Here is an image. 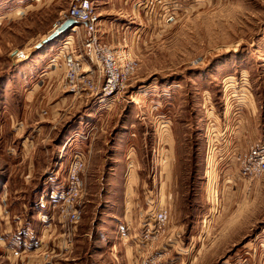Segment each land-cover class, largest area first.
<instances>
[{"label":"rangeland","instance_id":"1","mask_svg":"<svg viewBox=\"0 0 264 264\" xmlns=\"http://www.w3.org/2000/svg\"><path fill=\"white\" fill-rule=\"evenodd\" d=\"M91 1L99 36L108 19L126 31L101 42L137 63L116 96L65 85V43L95 69L79 24L33 51L72 0H0V264H264V173L239 175L264 139V0Z\"/></svg>","mask_w":264,"mask_h":264},{"label":"built area","instance_id":"2","mask_svg":"<svg viewBox=\"0 0 264 264\" xmlns=\"http://www.w3.org/2000/svg\"><path fill=\"white\" fill-rule=\"evenodd\" d=\"M74 20L84 28L86 38L81 40V50L89 52L95 62V69H83V59L65 43L59 50L58 57L64 68L65 85L76 90L83 86L87 92L100 98L116 96L130 79L136 69L137 63L126 50L113 49L107 43H102L98 31V16L91 0H72L70 8L63 14L52 30L56 31L66 20ZM74 29L71 28L70 30ZM51 32V33H52ZM85 166L82 156H76L68 167L67 185L60 193L65 214L70 221L77 223L80 212L74 207V202L79 196L81 174ZM240 177L254 179L264 173V139L249 147L240 160ZM217 188L212 187L211 197L218 199ZM170 218L167 208L160 207L153 213V220L147 222L142 228L145 243L155 240ZM143 264H155L154 260Z\"/></svg>","mask_w":264,"mask_h":264},{"label":"crops","instance_id":"3","mask_svg":"<svg viewBox=\"0 0 264 264\" xmlns=\"http://www.w3.org/2000/svg\"><path fill=\"white\" fill-rule=\"evenodd\" d=\"M103 22H106V26L104 27L105 29L103 28V26H101V28L103 29V32H101L100 38L103 41H106V42H114V40H119L121 37H123L126 34V31H123L121 29V26H120V25H123L124 24L123 22L117 20L115 23H113V21H111V19H108L107 21L103 20ZM112 25H114V26H112ZM75 28L76 27H74V29ZM74 29L68 30L69 31V33H68L69 35H67V36H70V33H72V32L75 31ZM79 29H82L83 30L84 28L83 27H79ZM85 35H86V33H85ZM58 38H60V36ZM58 38L54 42L59 41L60 39L58 40ZM22 52H24V51H22ZM232 183H235V182L234 181H232V182L231 181H228V184L226 182L225 183L226 186H224V185L223 186L225 188H229V187L232 186Z\"/></svg>","mask_w":264,"mask_h":264},{"label":"water","instance_id":"4","mask_svg":"<svg viewBox=\"0 0 264 264\" xmlns=\"http://www.w3.org/2000/svg\"><path fill=\"white\" fill-rule=\"evenodd\" d=\"M75 26H76V22L74 20H71V19L66 20L56 31H54L51 34H49L47 37L42 39L40 43H38L36 46H34L33 47V51H36L41 46L50 43L51 41L55 40L60 35L64 34L65 32H67L68 30H70L71 28H73ZM10 59L12 61H21V60H25L26 57H25V55H24V53L22 51L14 50L10 54Z\"/></svg>","mask_w":264,"mask_h":264}]
</instances>
